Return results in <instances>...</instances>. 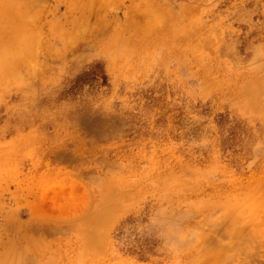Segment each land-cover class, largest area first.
I'll use <instances>...</instances> for the list:
<instances>
[{
    "label": "rangeland",
    "instance_id": "rangeland-1",
    "mask_svg": "<svg viewBox=\"0 0 264 264\" xmlns=\"http://www.w3.org/2000/svg\"><path fill=\"white\" fill-rule=\"evenodd\" d=\"M0 264H264V0H0Z\"/></svg>",
    "mask_w": 264,
    "mask_h": 264
},
{
    "label": "bare ground",
    "instance_id": "bare-ground-1",
    "mask_svg": "<svg viewBox=\"0 0 264 264\" xmlns=\"http://www.w3.org/2000/svg\"><path fill=\"white\" fill-rule=\"evenodd\" d=\"M144 9H145V8H144ZM33 27H34V26H33ZM30 31H31V30H30ZM31 36H32V35H31ZM35 37H36V36H35ZM11 44H12V43H5V44L3 45V50H4L6 53H7V51L9 52L10 49L12 48V45H11ZM130 198H131V197H130ZM130 198H129V199H130ZM133 199H134V198H133ZM124 201H125V200H121L120 203H122V202H124ZM104 212H105V211H104ZM104 212L100 213V215H98L97 218H94L95 220L93 219L92 221L99 220V219L101 218V216L104 214ZM101 214H102V215H101ZM113 216H114V215L111 216V219H112ZM92 221H91V222H92ZM167 231H168L169 233H170V231H172V232L174 231V232H175V230H173V229L171 230V226H168ZM172 232H171V233H172ZM94 233H96V232L94 231ZM94 233H92V234H94ZM92 234H91V235H92ZM95 235H96V234H95ZM97 236H98V235H97ZM93 237H95V236H93Z\"/></svg>",
    "mask_w": 264,
    "mask_h": 264
}]
</instances>
